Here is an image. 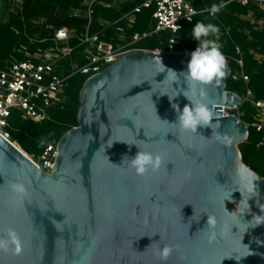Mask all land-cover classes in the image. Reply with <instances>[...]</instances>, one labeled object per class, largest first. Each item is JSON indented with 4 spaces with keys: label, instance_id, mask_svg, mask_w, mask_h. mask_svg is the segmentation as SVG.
I'll list each match as a JSON object with an SVG mask.
<instances>
[{
    "label": "water",
    "instance_id": "obj_1",
    "mask_svg": "<svg viewBox=\"0 0 264 264\" xmlns=\"http://www.w3.org/2000/svg\"><path fill=\"white\" fill-rule=\"evenodd\" d=\"M191 53H129L89 77L51 172L0 136V238L11 228L21 240L19 253L0 250V264H264V177L243 160L245 121L224 113L242 104L227 89L229 62L204 86L211 127L176 122L172 105L190 102L168 94L186 84L165 78L186 71ZM128 143L159 153L161 169L136 175L123 164L139 151ZM165 245L174 248L167 261Z\"/></svg>",
    "mask_w": 264,
    "mask_h": 264
},
{
    "label": "built area",
    "instance_id": "obj_2",
    "mask_svg": "<svg viewBox=\"0 0 264 264\" xmlns=\"http://www.w3.org/2000/svg\"><path fill=\"white\" fill-rule=\"evenodd\" d=\"M198 1L200 0H83L82 6L73 10L71 14L76 17L84 15L87 19V24L80 32L68 26L55 28L48 25L46 20L44 26L52 33L47 38L31 39L30 42L47 43L46 47H38L31 52L28 46H21L16 51L25 54L23 59L11 55L5 60H0V136L16 145L10 132L11 119L15 111L19 112L24 120L36 123L51 120L50 110L57 106L64 108L68 103L67 90L70 80L77 74H84L89 78L129 53L189 51L180 47L181 33L184 32L186 25L196 22L197 17L203 13L216 16L212 14L213 7L199 8ZM233 1L240 2L243 6L256 4L264 10V0L229 2ZM126 3H133L134 6L123 11L119 18L96 20L97 5L110 9L119 8ZM145 10L151 12L148 28L131 33L138 23V15ZM97 21L100 29L93 31ZM109 31L112 33L109 34ZM152 38L158 40L159 47L147 49L138 45L141 41ZM235 63L240 69L237 71L232 68L231 79H243L248 83L250 78L244 71L243 59L237 58ZM239 96L242 104L224 109V113L234 114L243 119L246 112L242 110V106L251 103L254 109L251 119L243 120L249 130L253 129L259 134L260 143H264V98H256L250 88H247L246 94ZM235 109L239 114L227 112ZM242 111L243 114H240ZM31 157L39 169L46 168V172H51L58 158V145H48L43 153Z\"/></svg>",
    "mask_w": 264,
    "mask_h": 264
},
{
    "label": "trees",
    "instance_id": "obj_3",
    "mask_svg": "<svg viewBox=\"0 0 264 264\" xmlns=\"http://www.w3.org/2000/svg\"><path fill=\"white\" fill-rule=\"evenodd\" d=\"M230 0H204V3H198V7L220 6ZM83 0H24L22 10L13 15L12 20L8 24L0 26V60H5L11 55H15L19 59L25 57L24 53L17 52L16 49L21 46H28V50L33 52L38 47H46L47 43H30L31 39L41 40L49 37L51 30L41 29L40 37L37 38L35 30L30 27V21L38 20L44 16L47 24L57 27L68 26L75 28L79 32L84 29L87 19L83 16H72V11L82 6ZM133 3H126L119 8H106L102 5L96 6L95 17L108 20H115L120 17L123 11L133 7ZM251 7L257 10L260 17H264V10L258 5L251 4L243 6L240 2L233 1L225 4L221 10L216 13L217 18L214 19L210 13H203L197 17L196 22L187 24L184 32H182V40L180 47L182 50H195L198 41L190 35L191 29L198 22L212 23L224 30L225 33L220 39L215 36L212 39L218 40L222 45V51L226 59H230L235 64V59L242 58L244 61V71L250 80L246 83L243 79L228 80L227 89L238 93L246 94L247 88H250L255 97L264 98V62L260 63L250 52L254 49L264 55V29L254 30L248 21L244 20L241 15L247 14ZM151 19V12L143 11L138 15V23L132 32L144 31L148 28ZM29 25V27H27ZM242 25V26H241ZM247 26L249 32L241 30L240 27ZM230 29L226 33V29ZM100 29L98 21L94 24L93 31ZM40 31V30H39ZM109 34L112 32L109 31ZM166 38V36H164ZM140 47L147 49H155L159 47L158 40L152 38L138 43ZM238 48L240 52H238ZM231 67H233L231 65ZM87 75L77 74L71 80L67 90L69 101L64 108L54 107L50 110L52 119L44 123H36L32 120L22 119L19 112H14L11 123V136L17 146L25 153L40 155L48 145L58 144L62 136L71 128L77 126L78 110L80 106V92L84 86ZM242 110L246 112L243 117L245 121L251 119V113L254 111L251 103H245ZM244 162L253 170L264 177V143H260V136L255 130L250 129V135L247 142L241 145Z\"/></svg>",
    "mask_w": 264,
    "mask_h": 264
},
{
    "label": "clouds",
    "instance_id": "obj_4",
    "mask_svg": "<svg viewBox=\"0 0 264 264\" xmlns=\"http://www.w3.org/2000/svg\"><path fill=\"white\" fill-rule=\"evenodd\" d=\"M223 5H213L212 14L218 13ZM219 32L218 26L212 23H204L198 21L191 29L190 35L193 39L198 41V46L191 53V59L188 62L187 70L178 74L175 70L168 69L167 76L174 77L173 83L179 82L181 78L186 84V87L177 91L175 96L168 93L170 99H175L180 94L190 102L186 104L181 110L178 103H174L172 107L176 110L178 116L176 122L179 126L190 132H196L198 127L210 126L214 118V112L211 108V101L205 85H211L213 82L218 83L226 73V57L222 51V45L212 37ZM165 68L160 71L164 72ZM159 72V73H160ZM164 79V80H165ZM163 95V94H162ZM129 144V143H128ZM137 145L139 151L134 157L125 156L123 164L127 161L130 168L135 170L136 175L145 176L149 172H157L163 165V157L159 153L145 151L141 149L139 144L131 143L129 145ZM12 190L23 198L27 189L24 183L18 182L12 185ZM264 223V221H258ZM208 224L215 227L216 221L209 218ZM211 239H215V234ZM14 247V251L19 253L21 251V240L15 229H8L5 238H0V250L9 251ZM176 248L179 245L175 246ZM174 248L171 245H165L159 250L158 255L161 260L167 261L168 257L173 252Z\"/></svg>",
    "mask_w": 264,
    "mask_h": 264
},
{
    "label": "rangeland",
    "instance_id": "obj_5",
    "mask_svg": "<svg viewBox=\"0 0 264 264\" xmlns=\"http://www.w3.org/2000/svg\"><path fill=\"white\" fill-rule=\"evenodd\" d=\"M198 3H201V4L204 3V0H200V1L197 2V4ZM23 4H24V0H0V26L2 24H8L12 20L13 15H17L22 10ZM259 8H260V6H259ZM241 16H242V18L244 20L248 21L251 26H253L254 30H263L264 29V17L258 16L257 10L254 7H251L247 14H243ZM213 18L216 19L217 16H215ZM46 20L47 19L44 16H42L38 20L36 19V20L30 21L32 23V26L30 28L32 30H35V29H38V28L40 30V31L39 30L38 31L35 30V32L37 31L36 35H35L37 38L40 37L41 29H46L45 26H44V23L46 22ZM27 27H29V25H27ZM240 28H241V30H244L245 32H249V30H247L248 29L247 26H243V27H240ZM228 31H230L229 28L226 29V33ZM224 33H225L224 30L219 29V32L216 34L215 38L216 39H220ZM250 52L254 55V57L260 63L264 62V55L263 54H261L259 52H256L254 49H251ZM226 61L229 62L230 65L233 66L232 68L234 70L239 71L240 68L237 66L236 63L232 64L229 61V59H226ZM225 109H227V108H225ZM227 112L239 114V111L236 110V109L235 110H227ZM240 114H243V111L240 112ZM241 145L242 144H240V146H239L240 149H241ZM26 154H28V153H26ZM28 155L37 156L34 153L28 154Z\"/></svg>",
    "mask_w": 264,
    "mask_h": 264
},
{
    "label": "bare ground",
    "instance_id": "obj_6",
    "mask_svg": "<svg viewBox=\"0 0 264 264\" xmlns=\"http://www.w3.org/2000/svg\"><path fill=\"white\" fill-rule=\"evenodd\" d=\"M225 108H234V107H225ZM24 152V151H23ZM25 153V152H24ZM26 154V153H25ZM31 160H34L33 157L29 156L28 154H26Z\"/></svg>",
    "mask_w": 264,
    "mask_h": 264
}]
</instances>
